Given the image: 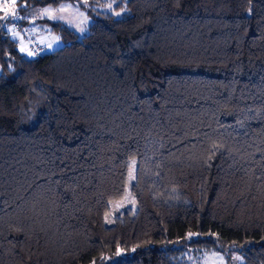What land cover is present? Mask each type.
Listing matches in <instances>:
<instances>
[{
    "label": "trees",
    "instance_id": "trees-1",
    "mask_svg": "<svg viewBox=\"0 0 264 264\" xmlns=\"http://www.w3.org/2000/svg\"><path fill=\"white\" fill-rule=\"evenodd\" d=\"M76 2L102 4L16 14ZM121 8L41 21L63 46L32 58L0 19V264H264V0ZM131 161L137 210L105 226Z\"/></svg>",
    "mask_w": 264,
    "mask_h": 264
},
{
    "label": "rangeland",
    "instance_id": "rangeland-1",
    "mask_svg": "<svg viewBox=\"0 0 264 264\" xmlns=\"http://www.w3.org/2000/svg\"><path fill=\"white\" fill-rule=\"evenodd\" d=\"M125 0H102V4L91 5L86 2H76L75 4L65 3L57 7H34L26 10L24 14L17 15L23 23L20 30H14L17 35L14 38L13 32L11 38L17 43L18 51L25 57L32 58V51L36 50L38 54L48 53L63 46L58 36L51 31V27L41 21L60 22L66 27L74 30L78 34L86 31V27L90 22L89 14L96 15L97 13H111L118 18L124 13V9L113 10V6L122 3ZM5 4L10 5L11 0H4L0 3V8ZM111 5V8L108 7ZM48 11H45V10ZM120 13V15H116ZM2 15L4 13L2 12ZM11 19V17H9ZM4 21V20H3ZM13 21V20H12ZM12 28V27H8ZM7 28V29H8ZM83 29V31H81ZM37 55V53H36ZM135 162H129L128 171L126 174V183L124 193L121 199L113 201L109 204V211L103 218L105 226H111L114 219L122 213L129 212L134 214L137 210L133 197L130 194V185L134 181ZM122 252H117L114 259L123 258ZM242 259L236 253L230 254V264H241ZM186 264H227V261L219 254H188Z\"/></svg>",
    "mask_w": 264,
    "mask_h": 264
},
{
    "label": "snow or ice",
    "instance_id": "snow-or-ice-1",
    "mask_svg": "<svg viewBox=\"0 0 264 264\" xmlns=\"http://www.w3.org/2000/svg\"><path fill=\"white\" fill-rule=\"evenodd\" d=\"M109 8H111V5H108ZM0 11L4 13L0 19L7 20L9 17H11L12 20L20 19V17L16 14V0H11V4H5L2 8H0ZM45 11H48L47 9ZM116 15H120V13H116ZM0 27H3V25H0ZM9 32H13L14 38L17 35V33L14 32L13 28H8ZM83 31V29H81Z\"/></svg>",
    "mask_w": 264,
    "mask_h": 264
},
{
    "label": "built area",
    "instance_id": "built-area-1",
    "mask_svg": "<svg viewBox=\"0 0 264 264\" xmlns=\"http://www.w3.org/2000/svg\"><path fill=\"white\" fill-rule=\"evenodd\" d=\"M2 1H4V0H2Z\"/></svg>",
    "mask_w": 264,
    "mask_h": 264
},
{
    "label": "water",
    "instance_id": "water-1",
    "mask_svg": "<svg viewBox=\"0 0 264 264\" xmlns=\"http://www.w3.org/2000/svg\"><path fill=\"white\" fill-rule=\"evenodd\" d=\"M79 40V39H78Z\"/></svg>",
    "mask_w": 264,
    "mask_h": 264
}]
</instances>
